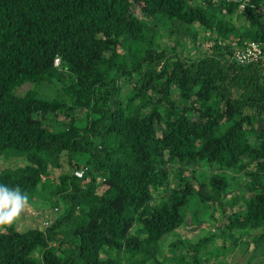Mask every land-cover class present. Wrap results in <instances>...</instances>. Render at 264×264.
<instances>
[{
    "label": "trees",
    "instance_id": "1",
    "mask_svg": "<svg viewBox=\"0 0 264 264\" xmlns=\"http://www.w3.org/2000/svg\"><path fill=\"white\" fill-rule=\"evenodd\" d=\"M245 1L0 0V157L24 161L0 182L59 210L0 227V264H228L241 245L260 261L264 61L234 53L264 50V0ZM188 214L209 230L182 238Z\"/></svg>",
    "mask_w": 264,
    "mask_h": 264
},
{
    "label": "rangeland",
    "instance_id": "2",
    "mask_svg": "<svg viewBox=\"0 0 264 264\" xmlns=\"http://www.w3.org/2000/svg\"><path fill=\"white\" fill-rule=\"evenodd\" d=\"M135 10L140 13L139 8L135 6ZM202 34L200 33L198 36V41H193L192 39L189 40L188 46L189 50L192 54V56H196L198 54H203L206 51H208V45L205 42V40L202 39ZM36 87L34 83L27 82L24 83L23 85L19 86L17 91L21 94L25 93L28 88ZM40 92L43 95L46 96H51L55 94L53 86L50 84H43L40 87H38ZM82 115V112L78 113ZM54 116L63 119L64 114L58 112L57 114H54ZM65 156V155H64ZM24 161L21 159H14V158H5V157H0V169L4 167H15L18 165H23ZM70 168L68 160L66 158H63V163L62 166L56 168L54 170L55 175L58 176L60 175L64 170H68ZM205 171L209 172L210 169H208L206 166H201L199 167V171ZM232 193H238V190H233L231 193H229V196H231ZM41 200V199H40ZM202 209L205 210V207L203 204ZM229 211H232L229 209ZM59 210L56 208H48L44 207L43 205L40 204H34L33 202L28 201L24 210L21 212V214L11 223L14 224L19 230H25L30 227H41L45 228L47 226V221L49 220H54L57 217ZM213 217L210 218L212 220ZM210 223L211 221H206L202 224L196 225L192 221V216L188 214L186 217V220L182 226L178 228V232L180 233L179 235L182 238H196L197 236L203 234L210 228ZM4 225H9V224H3L0 225V227H3ZM176 233L173 235H168L165 240L163 241V244L161 245V257L164 258L165 256L170 255L171 253V246L169 245V242L172 241L173 239L176 238ZM250 250L245 249L243 245L239 246L235 253H233L228 261V264H245L247 259L249 258L250 255ZM260 261L254 262V264H264V256H259ZM262 258V259H261Z\"/></svg>",
    "mask_w": 264,
    "mask_h": 264
},
{
    "label": "clouds",
    "instance_id": "3",
    "mask_svg": "<svg viewBox=\"0 0 264 264\" xmlns=\"http://www.w3.org/2000/svg\"><path fill=\"white\" fill-rule=\"evenodd\" d=\"M28 195L19 185L0 182V225L11 224L24 210Z\"/></svg>",
    "mask_w": 264,
    "mask_h": 264
},
{
    "label": "built area",
    "instance_id": "4",
    "mask_svg": "<svg viewBox=\"0 0 264 264\" xmlns=\"http://www.w3.org/2000/svg\"><path fill=\"white\" fill-rule=\"evenodd\" d=\"M241 1V6L244 7L246 4L245 0ZM258 11L264 14V5L257 7ZM234 57L239 62H249L254 60H263L264 61V50L260 44L256 41H251L246 43L243 47H239L235 50ZM59 62V58L56 59V63ZM77 175H82L83 170H76Z\"/></svg>",
    "mask_w": 264,
    "mask_h": 264
}]
</instances>
